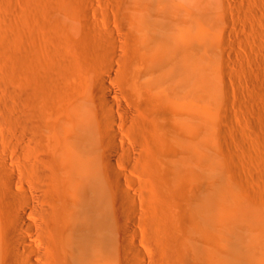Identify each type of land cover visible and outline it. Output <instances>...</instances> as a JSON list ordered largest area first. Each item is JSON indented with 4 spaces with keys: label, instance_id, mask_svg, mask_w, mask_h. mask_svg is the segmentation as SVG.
Here are the masks:
<instances>
[{
    "label": "bare ground",
    "instance_id": "obj_1",
    "mask_svg": "<svg viewBox=\"0 0 264 264\" xmlns=\"http://www.w3.org/2000/svg\"><path fill=\"white\" fill-rule=\"evenodd\" d=\"M92 2L0 33V264H264V197L216 173L223 0H118L121 41Z\"/></svg>",
    "mask_w": 264,
    "mask_h": 264
},
{
    "label": "rangeland",
    "instance_id": "obj_2",
    "mask_svg": "<svg viewBox=\"0 0 264 264\" xmlns=\"http://www.w3.org/2000/svg\"><path fill=\"white\" fill-rule=\"evenodd\" d=\"M37 1L0 0V33L5 36V38L8 37L9 40L19 42L22 40L20 36H23L25 29L33 28V26L39 27V21L36 18L33 8L36 3H38V6L42 1L45 2L46 0ZM62 1L63 0H58V2L61 3H64L66 0H64V2ZM117 1L118 0H94L90 6V8L94 10V15H92L91 18L93 20L97 18L102 28H105L103 19L108 21L118 32V39L121 41L118 23L115 21V18H113ZM223 2L225 8L229 12L228 17L230 19L227 31L231 33L228 32V35L224 36L226 39H223L224 44L222 45V49H220V51H223V56L218 61L217 65L218 79L216 87L217 89L220 87L218 90L220 98L222 96V100L212 107V111L216 113V173L226 188H237L243 197L253 201L255 198V200H258L262 199V196L264 197V185H261V181L262 183L264 181V176L261 177L262 174L264 175V167H262L264 165V0H230V2L223 0ZM32 4H34V7ZM40 6L41 5H39V7ZM66 8L69 11H74L76 7L68 5ZM26 9L30 10L27 11ZM31 13L35 15H33L35 18L30 15ZM106 15L111 18L106 19ZM25 16L26 22L28 21L27 23L24 21ZM27 16H29V19ZM30 17L31 21H29ZM27 24L30 26H26ZM222 29L226 31V27H222ZM0 37L1 39L4 38H2L1 35ZM0 53V57H2V52ZM4 56H6V54L3 55L2 59L0 58L2 63H0V66L2 65L0 67V73L3 72L0 74V90H18L22 84L21 75L17 74L16 78L14 77L15 79H12L13 81L9 80L6 73L4 74V72H6L4 64L9 60L7 58L9 56L3 60ZM2 75H5L4 78ZM3 130L4 125L0 123V134ZM218 162L221 165H219ZM142 164L141 167L143 166V168L147 166H145L146 163ZM235 169L237 173L232 172V170ZM236 170L234 172H236ZM179 172L180 177L185 179V184L186 178H189L190 174L185 170H180ZM146 174L149 178H154L151 172L147 171ZM250 178L252 180H250ZM254 178H256V180ZM262 178L263 180H261ZM259 179L261 180L260 182ZM241 183L245 185V187L247 186L246 188H249H245V190L244 186L240 185ZM258 185L260 190L256 192L255 188L256 186L258 187ZM253 188L255 192H252ZM243 189L245 191H250L252 189L251 193L257 194L263 192V195L258 194V196L257 194H252L254 199H250V192L247 191V193L250 194H248L249 197L247 193L243 192Z\"/></svg>",
    "mask_w": 264,
    "mask_h": 264
}]
</instances>
